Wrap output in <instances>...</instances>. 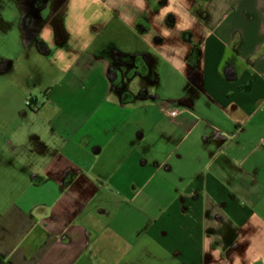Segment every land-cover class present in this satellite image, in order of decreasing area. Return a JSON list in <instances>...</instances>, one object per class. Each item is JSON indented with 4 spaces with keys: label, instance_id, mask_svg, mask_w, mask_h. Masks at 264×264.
<instances>
[{
    "label": "crops",
    "instance_id": "1",
    "mask_svg": "<svg viewBox=\"0 0 264 264\" xmlns=\"http://www.w3.org/2000/svg\"><path fill=\"white\" fill-rule=\"evenodd\" d=\"M95 2L67 65L65 8L46 25L62 52L15 163L30 211L2 217L24 235L0 257L123 264L150 243L176 264H264V0Z\"/></svg>",
    "mask_w": 264,
    "mask_h": 264
},
{
    "label": "rangeland",
    "instance_id": "2",
    "mask_svg": "<svg viewBox=\"0 0 264 264\" xmlns=\"http://www.w3.org/2000/svg\"><path fill=\"white\" fill-rule=\"evenodd\" d=\"M95 4V0H0V228L2 217L9 209L19 207L27 214L30 211L31 202L27 197L31 196L28 186L31 175L28 171L18 170L15 163H20L16 160L18 157L23 159L20 151L24 147L38 148L31 141L32 135H28L39 132L47 112L39 113L33 107L42 106L45 101L47 85L56 74V67L52 64L53 53L62 52L58 38L60 32H52L46 25L52 19H59L60 10L65 8L67 65L79 53L82 41L78 42V37L84 36V31L88 29L95 14ZM29 16L31 19L26 25ZM43 41L48 44L49 52H42ZM152 79L151 85L157 87V77ZM116 84L122 89L121 80H117ZM162 94L174 92L165 90ZM35 98L38 104L33 103ZM9 140L13 144H9ZM8 163L10 166L6 167ZM19 228L13 223L7 233L0 231V251L3 246H14L22 238L24 230ZM56 254L51 251L49 257ZM6 262L0 257V264ZM95 264H109V261L100 259ZM123 264L176 263L153 244L146 243L135 246Z\"/></svg>",
    "mask_w": 264,
    "mask_h": 264
},
{
    "label": "built area",
    "instance_id": "3",
    "mask_svg": "<svg viewBox=\"0 0 264 264\" xmlns=\"http://www.w3.org/2000/svg\"><path fill=\"white\" fill-rule=\"evenodd\" d=\"M177 114H178V110H176V109L171 110V112H170L171 116H175ZM254 116L257 119L264 120V103L256 109Z\"/></svg>",
    "mask_w": 264,
    "mask_h": 264
},
{
    "label": "flooded vegetation",
    "instance_id": "4",
    "mask_svg": "<svg viewBox=\"0 0 264 264\" xmlns=\"http://www.w3.org/2000/svg\"><path fill=\"white\" fill-rule=\"evenodd\" d=\"M30 19H31V16H29V17L27 18V21L30 20ZM27 21H26V22H27Z\"/></svg>",
    "mask_w": 264,
    "mask_h": 264
}]
</instances>
